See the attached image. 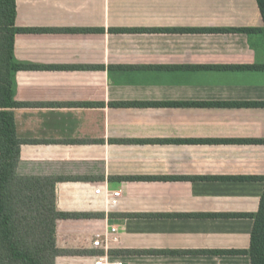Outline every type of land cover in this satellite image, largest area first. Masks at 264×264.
<instances>
[{
	"label": "crops",
	"instance_id": "1",
	"mask_svg": "<svg viewBox=\"0 0 264 264\" xmlns=\"http://www.w3.org/2000/svg\"><path fill=\"white\" fill-rule=\"evenodd\" d=\"M16 3L18 171L63 177L60 210L101 214L58 221L59 245L87 253L57 264H94L108 226L125 264H251L246 214L264 190L257 0Z\"/></svg>",
	"mask_w": 264,
	"mask_h": 264
},
{
	"label": "trees",
	"instance_id": "2",
	"mask_svg": "<svg viewBox=\"0 0 264 264\" xmlns=\"http://www.w3.org/2000/svg\"><path fill=\"white\" fill-rule=\"evenodd\" d=\"M257 3L264 21V0ZM16 15V0H0V264H57L59 256L87 253L59 245L58 221L101 214L60 210L57 183L63 177L18 171L22 141L17 137L13 110L25 103L15 99L14 74L22 67L14 59L15 36L23 30L16 25ZM260 30L264 32V26ZM259 67L264 69V65ZM260 179L264 182V177ZM246 215L254 218V225L245 252L251 264H264V190L258 211Z\"/></svg>",
	"mask_w": 264,
	"mask_h": 264
},
{
	"label": "built area",
	"instance_id": "3",
	"mask_svg": "<svg viewBox=\"0 0 264 264\" xmlns=\"http://www.w3.org/2000/svg\"><path fill=\"white\" fill-rule=\"evenodd\" d=\"M96 193L100 194L102 189L97 188ZM106 202L108 205H117L121 197V191L105 190ZM119 241L118 228L116 226H108L104 231L97 232L92 239V246L99 249V253L95 255L94 264H125L124 261L114 259L109 253L112 244ZM101 249L104 251L101 254Z\"/></svg>",
	"mask_w": 264,
	"mask_h": 264
}]
</instances>
